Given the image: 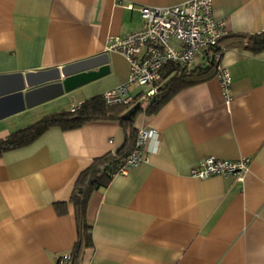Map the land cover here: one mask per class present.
Here are the masks:
<instances>
[{
  "label": "crops",
  "instance_id": "crops-1",
  "mask_svg": "<svg viewBox=\"0 0 264 264\" xmlns=\"http://www.w3.org/2000/svg\"><path fill=\"white\" fill-rule=\"evenodd\" d=\"M185 1L0 0L5 85L92 60L68 76L62 95H35L34 106L20 111L19 103L5 105L0 140L56 108L72 111L124 84L128 61L105 50L108 39L140 30V7ZM212 12L227 34L264 31V0H212ZM196 60L194 66L202 62ZM220 66L231 78L229 103L211 77L153 114L138 113L134 129L156 135L144 144L143 163L91 194L86 219L92 248L81 264H264V51L231 48ZM135 99L143 110L150 103ZM44 107L46 113L30 119ZM124 141L117 122L92 121L71 130L52 127L32 144L1 154L0 264H56L71 253L75 182L94 159ZM208 157L246 158L247 171L241 178H192L190 170ZM63 203L67 213L59 216L54 206Z\"/></svg>",
  "mask_w": 264,
  "mask_h": 264
},
{
  "label": "built area",
  "instance_id": "built-area-1",
  "mask_svg": "<svg viewBox=\"0 0 264 264\" xmlns=\"http://www.w3.org/2000/svg\"><path fill=\"white\" fill-rule=\"evenodd\" d=\"M139 12L143 21L140 30L111 37L106 43L107 52L121 54L129 64L126 82L102 94L107 106L127 105L134 97L143 102L155 96L161 72L167 65L192 67L196 58H203L204 49L215 46L226 33L223 25L213 17L212 0H187L167 7L144 6ZM215 77L221 84L226 103H229L231 78L220 63ZM154 135L153 129L138 130L133 150L110 176H126L131 168L143 163L144 144ZM248 161L246 158L226 161L208 157L191 169L190 175L197 179L210 176L241 178L247 171ZM71 258V253L61 254L56 264H70Z\"/></svg>",
  "mask_w": 264,
  "mask_h": 264
},
{
  "label": "trees",
  "instance_id": "trees-1",
  "mask_svg": "<svg viewBox=\"0 0 264 264\" xmlns=\"http://www.w3.org/2000/svg\"><path fill=\"white\" fill-rule=\"evenodd\" d=\"M237 47H243L254 53L264 51V31L253 35L225 33L217 40L215 46L204 49L202 62L199 65L192 67L167 65L161 72L157 94L149 99L150 103L147 108L143 110L139 106L128 120H122V116L138 103V100L135 99L127 105L107 106L102 97H95L82 102L73 111H61L46 115L0 140L1 156L6 151L32 144L52 127L71 130L92 121H109L117 122L122 128L125 136L123 145L114 153H108L94 159L79 174L75 182L70 204L74 211L77 237L71 252L70 264H81L84 251L92 248L91 226L86 219L88 201L95 190L109 184L110 174L133 150L137 135V131L134 129V121L138 113L145 111L153 114L178 92L199 84L208 78L215 77L216 68L220 63L222 54L231 48ZM54 208L59 216L67 213L65 203L56 204Z\"/></svg>",
  "mask_w": 264,
  "mask_h": 264
},
{
  "label": "water",
  "instance_id": "water-1",
  "mask_svg": "<svg viewBox=\"0 0 264 264\" xmlns=\"http://www.w3.org/2000/svg\"><path fill=\"white\" fill-rule=\"evenodd\" d=\"M90 61L65 66L55 70L40 71L27 74L20 83L5 85L0 78V113L5 105L19 103V111L34 106L31 99L38 94H51V98L62 95L70 83L68 76L82 71ZM54 74V75H52ZM13 82H16L13 78ZM139 104L132 106L123 116L122 120H128L137 111ZM17 110V111H18Z\"/></svg>",
  "mask_w": 264,
  "mask_h": 264
},
{
  "label": "rangeland",
  "instance_id": "rangeland-1",
  "mask_svg": "<svg viewBox=\"0 0 264 264\" xmlns=\"http://www.w3.org/2000/svg\"><path fill=\"white\" fill-rule=\"evenodd\" d=\"M195 63H197V60L196 59H195ZM193 66H194V64H193ZM46 108L47 107H44L42 109H39V111H36V112H38L37 114H36V112L33 113L32 116H31L32 118H30V119H35L34 117H38V118L41 117L42 113H46V111H48V109H46ZM58 109H61V108H56V111L57 112H61V110L59 111ZM35 120H28V121H35Z\"/></svg>",
  "mask_w": 264,
  "mask_h": 264
}]
</instances>
